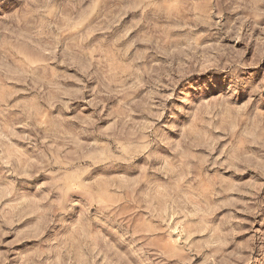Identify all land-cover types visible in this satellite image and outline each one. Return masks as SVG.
Here are the masks:
<instances>
[{
	"label": "rangeland",
	"instance_id": "374dc122",
	"mask_svg": "<svg viewBox=\"0 0 264 264\" xmlns=\"http://www.w3.org/2000/svg\"><path fill=\"white\" fill-rule=\"evenodd\" d=\"M194 4L186 27L177 0H0V264H264V104L225 106L214 75L264 35L234 0ZM208 77L176 122L195 145L176 187L142 158L87 163L139 150ZM53 176L88 201L68 211Z\"/></svg>",
	"mask_w": 264,
	"mask_h": 264
},
{
	"label": "clouds",
	"instance_id": "9594fccd",
	"mask_svg": "<svg viewBox=\"0 0 264 264\" xmlns=\"http://www.w3.org/2000/svg\"><path fill=\"white\" fill-rule=\"evenodd\" d=\"M210 2L211 0H204V3ZM234 2L237 4L235 11L239 12L240 9H243L252 29H259L260 34L264 35V7H258L257 0H234ZM258 3L264 6V0H258ZM177 5L181 12L187 16V19L183 20L186 27L199 23L197 16L200 10L195 6L194 0H177ZM245 39L247 42V36ZM261 61H264V53L253 64H249L238 57L227 65H220L215 70L214 75L222 76L224 81L223 87L219 89L220 96L218 99L225 106H228L232 98L238 96L241 92L248 94L250 103L256 105L264 104V76H261L259 82H257L251 75H248L249 69L259 68ZM193 71L198 72L196 69H193ZM185 82L191 92L184 89L176 92L173 103L162 109L168 113L167 119L157 121V125L147 133L148 139L141 142L139 150L133 148L130 155L121 153L108 159L89 160L87 163L92 167L118 163L134 165L136 158H142L144 164L149 166L151 172L165 175L168 183L172 187H176L178 181L187 175V165L191 161L186 159V156L195 147L191 139L186 137L185 127L176 122L179 116L190 117L191 114L187 109L195 107L193 101L196 99L192 96V92L203 94L209 89L210 85L214 88L217 87L211 77L200 83ZM170 134H175L177 139H173ZM161 149L165 151L161 152ZM168 165H171L172 168L170 175L165 172ZM137 170H142V167H138ZM48 187L54 191L56 197L63 202L68 211H71L79 204V201L73 199L74 196H79L85 203L89 199L85 186L79 188L65 186L55 176L51 179Z\"/></svg>",
	"mask_w": 264,
	"mask_h": 264
}]
</instances>
